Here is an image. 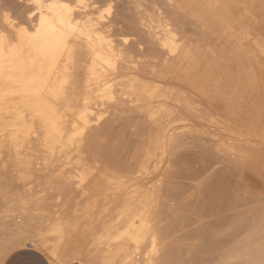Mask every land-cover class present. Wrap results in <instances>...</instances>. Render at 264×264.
<instances>
[{"label": "bare ground", "instance_id": "6f19581e", "mask_svg": "<svg viewBox=\"0 0 264 264\" xmlns=\"http://www.w3.org/2000/svg\"><path fill=\"white\" fill-rule=\"evenodd\" d=\"M23 1L31 7L26 22L3 13L0 26V154L6 151L22 183L13 193L18 212L11 208V199V206L0 216V236H5L0 264L18 248L40 251L51 264H264L261 222L251 223L239 238L243 220L238 207L243 199L237 193L243 185L236 179L264 196V175L258 178L253 171L257 166L264 174V161L252 160L253 154L242 147L243 141L237 142L238 136L228 143L235 134L211 140L221 153L233 157L225 164L224 156L217 157L215 163L223 164L219 173L210 171L211 151L194 155L179 151L185 144L183 136L195 126L189 123L193 118L201 128L204 120L212 118L220 131L238 132L226 127L221 109L215 112L220 107L213 110L211 105L214 112H207L208 95L225 98L224 88L200 87L190 80L191 73L204 77L203 82L223 75L238 86L233 90L237 100L246 92L244 104L232 105L230 110L251 109L254 66L244 44L256 43L253 24L264 19V0H200L199 9L192 12L187 9L189 0L150 3L149 13L138 8L142 32L155 47L153 55L146 53L144 40L130 41L120 29L119 37L115 29L114 33L115 23L108 18L115 6L112 0L103 8L96 6V0ZM205 30L220 45L207 44L201 38ZM188 38L191 41L183 50ZM226 50L237 57L231 64L225 57L229 65L222 63ZM145 56L154 61L150 68L146 66L147 75L139 71V64L149 62L147 57V63L142 62ZM178 57L179 66L173 68ZM211 67L214 72L207 78ZM210 100L217 104L221 99ZM196 103L202 107L197 109ZM119 109L127 113L123 122L114 124L105 117L106 112ZM185 112L192 118H184ZM124 128L134 129L137 137L128 138L133 152L121 164L114 148L127 143L118 135ZM32 169L41 174L40 188L27 182L35 173ZM98 172L108 180L122 179L121 229L107 243L99 238L100 232L74 230L50 249L42 247L36 237L50 218ZM10 184L11 192L16 191ZM6 189L0 186V202L9 203Z\"/></svg>", "mask_w": 264, "mask_h": 264}, {"label": "rangeland", "instance_id": "374dc122", "mask_svg": "<svg viewBox=\"0 0 264 264\" xmlns=\"http://www.w3.org/2000/svg\"><path fill=\"white\" fill-rule=\"evenodd\" d=\"M114 1V2H113ZM158 1V2H157ZM162 0H112V5H114V3H115V6H111L112 8H111V12H110V14L108 15V18H109V20L111 21V23L113 22V23H115L114 25L113 24H111V25H113V26H111V28H112V30L114 31V33H115V30H116V33H117V36L119 37V35H121L122 33H123V35H125V36H129L128 38H130V41L132 40V41H134L135 39H140L142 42H143V40L145 41V45L144 46H146V44L148 45V46H146V47H148V50L149 51H147V49H146V47H144L145 48V52L146 53H150V55H153L154 54V52H155V47H153L152 45H151V43L149 42V39L147 38V36H145L146 35V33L145 32H142L143 31V27L139 24V13H137L139 10H138V8L142 11V9H146V12L148 11L147 9H149V11H148V13L150 12V11H152V8L151 7H153L152 5H153V3H157V4H159L160 5V3H162L161 2ZM197 1V2H196ZM110 3L111 2V0H96V6L98 7V8H103V6H106L107 5V3ZM138 4H137V3ZM192 2V3H191ZM195 2V3H194ZM200 0H189L188 1V3H187V9H188V11L190 12H192L194 9H196V10H198L199 9V6H200ZM26 2H24L23 0H0V26H2L3 25V22H2V15H3V13H8V14H11L10 16L13 18V16H14V19L16 20V21H18V22H26V15H27V10L28 11H30V9H31V7H29V4L27 3V5L25 4ZM106 3V4H105ZM139 3L141 4L140 6H139ZM152 5H151V4ZM111 4V3H110ZM137 4V5H136ZM195 4V5H194ZM137 6H139V7H137ZM148 8H147V7ZM96 7V8H97ZM143 7V8H142ZM150 7V8H149ZM98 8L96 9V10H98ZM26 9V10H25ZM116 11V12H115ZM128 17V18H127ZM190 18H192V16H190L189 17V20H190ZM21 19V20H20ZM25 19V20H24ZM114 19H116V20H114ZM124 20V21H123ZM259 20V21H258ZM257 21H258V23L256 22L255 23V21H254V24L256 25V24H258V25H256L255 27H254V24H253V28H255L254 30H253V39H254V41L256 42V43H253L252 41H248V42H246L245 44H244V49H245V51L247 52V54H248V56H249V58H250V60H251V62H252V64H253V71H254V83L255 84H253V94H255V95H253V97H252V107H251V109H239V110H237L236 111V109L235 110H230V108L232 109V107L233 106H240V105H243L244 104V101H246L247 100V97H246V92L245 91H243V94H242V99H241V97L237 100V97H235V95L233 94V90H237V89H239L238 88V86H235V85H231V84H233L232 82H229L228 80L226 81V79H225V77H224V79H222L221 81H219V79H221L222 78V76H221V74L219 75H217V76H215V77H213L212 78V76H211V79H213V81H210L211 79L210 78H208L209 76H208V74H210V75H212L213 74V72H214V70H213V67H211V68H209L210 69V71H207L208 73H207V80L205 81V82H203L204 81V77H197V78H195V77H193L192 75L194 74V73H191V77H190V80H192V81H194V82H198L199 84H200V87H203V88H209L210 90H216L217 88H219V87H223L224 88V97H225V95L227 96V97H225V98H221L220 97V95L219 94H214V93H210L209 95H208V102H207V104H206V106H207V112H214V111H211L212 109L214 110H216V109H218L219 107V109L217 110V111H215V112H220V109H221V112H223V113H221L222 114V121H223V118H225L226 120H227V125H226V127L228 128V129H230V128H235L238 132L237 133H234V132H231L230 130H227V131H220L219 130V128L218 127H216V125H215V127L213 126V124H214V122H213V120H212V118H208V119H206V120H204V126L201 128V127H198V125H196V123H197V121H195L196 119H190V115H188L186 112V114L185 115H183L184 116V118L185 117H189V119H190V121H189V123L190 124H195V126H192L191 127V131L190 132H188L187 134H185L184 136H183V139H184V142H185V144L179 149V151L180 152H186V153H193V154H191V155H194L195 153H197V152H199V151H201V150H208V151H211L213 154H210L209 153V155H208V158H209V156L211 155V158H212V162H211V168H210V171L211 172H217V173H219L218 172V170L220 169V167H221V165H223V164H225V162L227 163L229 160H231V159H233V157H232V155H229L228 153H225V152H223V153H221V151L218 149V148H215V146L213 145V143H212V139L213 138H220L221 136L223 137L222 139H226L228 136L229 137H231L232 136V134L234 135L235 134V136H233V137H231L232 139H230V140H227L228 141V143H230V144H232V142H234L236 139H237V136H238V139H237V142L238 143H240L241 142V145H242V141H243V145H242V147H246L247 148V150H248V152H249V150H250V152L253 154L252 156H253V159H252V156L250 157L252 160H256V161H259V160H263L264 161V158H263V156H264V19H258ZM132 21H134V22H132ZM133 26H132V25ZM140 26H139V25ZM122 25V26H121ZM119 26V27H118ZM135 26V28H133ZM117 28V29H116ZM133 28V29H132ZM194 28H195V26H194ZM115 29V30H114ZM121 30V32H119L120 30ZM197 29V31L198 32H200L199 31V29L198 28H196ZM117 30H118V32H117ZM10 33V32H9ZM115 33V34H116ZM121 33V34H120ZM125 33V34H124ZM144 33H145V35H144ZM119 34V35H118ZM136 34V35H135ZM139 35V36H138ZM258 35V36H257ZM261 35V36H260ZM135 38H134V37ZM142 36V37H141ZM138 37V38H137ZM141 37V38H140ZM261 38L260 40L259 39H257V38ZM134 38V39H133ZM201 38L207 43V44H218V45H220V43L216 40V37L215 36H213L208 30H205L204 32H203V34H202V36H201ZM256 39L258 40V41H256ZM190 41H191V39L190 38H188L187 39V41H186V45L184 46V48H183V50L186 48V46L190 43ZM149 42V43H148ZM217 42V43H216ZM243 42H244V40H243ZM259 42L260 43H263V44H259ZM257 44H259V45H256ZM261 46V47H260ZM149 47H151L150 49H149ZM131 48H132V46H131ZM135 48V45H134V47H133V49ZM182 50V51H183ZM151 51V52H150ZM149 53H148V55H149ZM152 53V54H151ZM229 55V57H227L228 55ZM147 55V54H146ZM181 55V54H180ZM180 55H179V57H180ZM224 55H227V56H224ZM223 56L224 57H222V63L223 64H228L229 62H230V64L231 63H233V61L234 60H236L237 59V57H235V54L233 53V52H231V51H229V50H226L225 51V53L223 54ZM232 56V57H231ZM239 56V58H240V54L238 55ZM151 58L152 56H145L144 57V59L142 58V62H146L147 63V61L149 60V62L147 63V64H145V63H141V65L139 64V71H141V74H145V75H147L148 73H149V71H150V69L149 70H147V67L146 66H151L152 64L151 63H153L154 61H150L151 59L149 58L148 60L147 59H145V58ZM179 57L178 58H176L175 60H174V64H173V68H176V67H178L179 66V63H180V60H179ZM228 58L229 59V62H228V60H226V58ZM224 58V59H223ZM152 60H154V59H152ZM224 60H226V61H224ZM225 62V63H224ZM228 62V63H227ZM149 64V65H148ZM245 64V63H244ZM229 65V64H228ZM144 67V68H143ZM245 67H246V65H245ZM145 68H146V70H145ZM150 68V67H149ZM212 69V70H211ZM224 70H225V68H224ZM212 73V74H211ZM229 73H232V70L230 69V72ZM217 78H218V80H217ZM215 80H217V82L215 81ZM207 81H209V83L207 82ZM211 82V83H210ZM214 82H216V83H214ZM220 82V83H219ZM228 83L229 85L228 86H230V87H233L232 89H231V91H229V89H230V87H229V89H228V87L225 89V87H224V85H222L223 83ZM225 83V84H226ZM257 83V84H256ZM217 84V85H216ZM213 85V86H212ZM255 85H257V86H255ZM214 87V88H213ZM256 87H258V88H256ZM228 89V90H227ZM258 89V90H257ZM225 91L227 92L228 91V93H225ZM255 91H258L257 92V94L255 93ZM260 91V92H259ZM259 94H261V95H259ZM213 96L215 97V98H220L221 100H217L216 102H217V104H215L213 101H215V100H210V99H213ZM244 96V97H243ZM227 98V100H228V102L226 101V100H224V99H226ZM234 98V99H233ZM235 100V101H234ZM243 100V101H242ZM238 101H240V103L238 102ZM243 103H242V102ZM259 101V102H258ZM236 102V103H235ZM238 102V103H237ZM214 104H215V107H216V105L218 106L217 108H215L214 107ZM196 106L195 107H197V109H198V107H199V109L202 107V105H200V104H195ZM211 105H213L212 106V109H211ZM233 105V106H232ZM214 107V108H213ZM239 108V107H238ZM237 108V109H238ZM197 109L194 111V112H198L197 111ZM211 109V110H210ZM229 109V110H228ZM225 110H227L228 112H229V114H230V112H235V114L234 113H231L232 114V116L231 115H229V114H227L226 112H225ZM261 111V112H260ZM261 113V114H260ZM263 113V114H262ZM126 116H127V113L126 112H122L120 109L119 110H115V111H112V112H106V114H105V117L106 118H108V119H111V120H115L113 123L114 124H119V123H121V122H123L124 120H125V118H126ZM183 116H181V117H183ZM221 116V115H220ZM192 118V117H191ZM253 118V119H252ZM259 118V119H258ZM217 119V118H216ZM219 120H221V118H218ZM194 120V121H193ZM248 120V121H247ZM253 120H254V122H253ZM188 121H184V122H181V123H187ZM205 122H207V123H205ZM177 124H181L179 121L178 122H176ZM211 124H212V126H211ZM206 126V127H205ZM210 128L209 130H210V132H209V130L207 131V129L208 128ZM238 127V128H237ZM201 128L202 130H199V129ZM213 128H215V129H213ZM253 128V129H252ZM196 129V130H195ZM198 129V130H197ZM212 129V130H211ZM240 129H241V131L242 132H244V134L240 131ZM257 129H260V131L258 130V131H256ZM133 130L134 129H129V128H124V129H122V130H120L119 132H118V135L122 138V139H127L126 141H127V143L126 142H122V143H119V144H117L115 147L116 148H114V146H112L114 149H116V152H117V154L119 155V157H120V162L119 163H121V164H125L127 161V158L131 155V153L130 152H133V144L131 143H128V138H132V139H136V135L133 133ZM217 130H219L218 132H217ZM198 131H203V132H200V133H197ZM243 134V136H241L242 134H239L240 132ZM207 132H209V134L208 135H205V134H207ZM225 132V133H224ZM216 134V135H215ZM221 134V135H220ZM231 134V135H230ZM201 135H202V137H201ZM215 135V136H214ZM228 135V136H227ZM133 136V137H132ZM209 136H211V139H208V137ZM213 136V137H212ZM228 137V138H229ZM239 137H241V138H239ZM244 137V138H243ZM189 138V139H188ZM192 138V139H191ZM236 138V139H235ZM243 138V139H242ZM249 138H250V140H249ZM108 139V138H107ZM110 139V138H109ZM206 139L208 140V141H206ZM234 139V140H233ZM241 139V140H240ZM239 140V141H238ZM250 142H249V141ZM206 141V142H205ZM245 141H247V142H245ZM113 142H115V141H113ZM236 142V141H235ZM112 142H110L109 144H111ZM257 143V144H256ZM122 144H125V147L126 148H128L129 147V149H125V147H124V145H122ZM111 145H114V144H111ZM120 145H122L121 146V148H120ZM131 145V146H130ZM213 145V146H212ZM254 145V146H253ZM255 146H257V147H255ZM124 147V148H123ZM131 147V148H130ZM255 147V148H254ZM245 148V149H246ZM118 149H120V150H118ZM127 150V151H126ZM132 150V151H131ZM216 150V151H215ZM121 151H122V153H121ZM196 151V152H195ZM218 151V152H217ZM219 151H220V153H219ZM195 152V153H194ZM217 153H219V155L217 154ZM250 153V154H251ZM6 151H3L1 154H0V186H7V192H6V194L7 195H9V197H8V199H7V201H9V203L8 202H6V201H3L2 199V201L0 202V216L2 215V214H4V209L5 208H8L7 206L8 205H10L11 206V202H13L12 204L14 205L15 203L17 204V202H16V200H15V198H13V196H15L13 193L14 192H17L18 191V189H19V187L21 188V186L20 185H22V183H20V180H18L17 179V169H16V167H15V165H13L14 164V162L13 161H11V160H8L7 159V157H6ZM129 154V155H128ZM223 154V155H222ZM225 154H226V156H227V158H226V156H225ZM74 156H77V154L76 153H74ZM84 157H86L85 158V160L86 159H88L87 158V155L85 154V155H83ZM123 156V157H122ZM126 156V157H125ZM226 158H224V157ZM217 157H219L220 159H222V158H224L223 159V164H217V163H215V161L217 160ZM210 158V159H211ZM228 158H230V159H228ZM4 159V160H3ZM125 159V160H124ZM2 160V161H1ZM84 160V162H86ZM124 160V161H123ZM4 161V162H3ZM88 161H89V159H88ZM222 161V160H221ZM262 161V162H263ZM1 162H3V163H1ZM8 164H7V163ZM6 163V164H5ZM220 163H222V162H220ZM2 164V165H1ZM9 165V166H8ZM87 165V164H86ZM32 166H35V165H33L32 164ZM4 169V170H3ZM218 169V170H217ZM1 171H3V172H1ZM222 171V170H221ZM237 171V173H239V171L238 170H236ZM253 171L256 173V175H257V177L259 178V177H261V176H263L264 174L261 172V170L257 167V166H255V167H253ZM7 172V173H6ZM9 172V173H8ZM32 172L34 173L35 171H34V169H32ZM215 172V173H216ZM253 172V173H254ZM38 173V171H36L32 176H30L28 179H29V181L27 180V182H30V185L32 186V187H36V188H40V186L39 185H37L38 183H39V181L41 180V179H39V178H42L41 177V174L39 173V175L37 174ZM262 173V174H261ZM9 174V175H8ZM37 175H38V177H37ZM96 175H99L100 177H104V178H107L106 176H105V174H103V173H101V172H98ZM38 179V180H37ZM236 179L238 180V182L241 184V186L243 185V187H240V189H239V193H237V198H239L240 200L241 199H243L242 201H241V205L238 207V210H239V213H238V215H239V218H242L241 220H243V225H244V227H243V225H242V227L244 228H242L241 227V229H240V231H242V234H241V232H240V236H239V238L240 239H242L243 238V236H244V234H245V232H246V230H247V227L251 224V223H253V222H261V224L264 226V196L262 195V194H260V195H258L257 193H256V191H255V189H253L251 186H248L247 184H245L241 179H239L238 178V176H236ZM115 180V182L116 183H122V179H121V177H117L116 179H114ZM13 183V184H15V187L14 186H12L13 184H10L11 186H12V188L14 187V190H16V191H13V192H11V189L9 188L10 186H9V183ZM15 182V183H14ZM124 183V182H123ZM17 185V186H16ZM9 186V187H8ZM243 188V189H242ZM10 190V191H9ZM242 190V192L240 193V191ZM13 194V195H12ZM78 194V192L76 191L75 192V194H74V196H73V198H72V200L73 199H75V197H76V195ZM243 194H246V195H243ZM245 196V199L243 198ZM0 197H1V195H0ZM11 199H12V201H11ZM15 200V201H14ZM11 201V202H10ZM5 203V204H4ZM6 203H8V204H6ZM18 205V204H17ZM17 205H14V206H12L11 208H15V210H14V212H18V207H17ZM9 206V207H10ZM16 207H17V209H16ZM247 207V208H246ZM61 209V208H60ZM241 211H243V212H241ZM248 211V212H247ZM251 215V216H250ZM250 217H252V218H250ZM260 220V221H259ZM244 221H245V223H244ZM241 223H242V221H241ZM247 225V226H246ZM3 239H5V236L4 235H2V236H0V243L2 244L3 242L2 241H4ZM229 245H227V246H225L224 248H222V249H226L227 247H228ZM1 247V246H0ZM19 249V248H18ZM16 250V249H15ZM12 252V251H11ZM10 252V253H11ZM9 254V253H8ZM7 254V255H8ZM6 255V256H7ZM6 256H4L3 257V259H1L2 260V262L4 261V259L6 258Z\"/></svg>", "mask_w": 264, "mask_h": 264}, {"label": "crops", "instance_id": "0c3cea01", "mask_svg": "<svg viewBox=\"0 0 264 264\" xmlns=\"http://www.w3.org/2000/svg\"><path fill=\"white\" fill-rule=\"evenodd\" d=\"M123 184L115 180L94 176L86 187L53 215L37 241L42 247L50 249L53 243H59L63 235H70L74 230L92 234L105 243L122 227L119 215L120 204L123 207ZM121 192V193H120ZM120 193V194H119ZM98 235V234H97ZM47 256L32 248H19L9 253L3 264H51Z\"/></svg>", "mask_w": 264, "mask_h": 264}]
</instances>
